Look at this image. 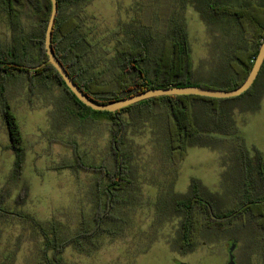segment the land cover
<instances>
[{
  "label": "rangeland",
  "instance_id": "374dc122",
  "mask_svg": "<svg viewBox=\"0 0 264 264\" xmlns=\"http://www.w3.org/2000/svg\"><path fill=\"white\" fill-rule=\"evenodd\" d=\"M215 1L239 6L242 0ZM247 1L264 15V0ZM81 5L91 40L99 48L96 70L103 69L113 55L114 37L122 36L137 15L156 26L160 18H166L165 12L182 21L198 74L217 61L220 68L231 44L240 38L238 27L223 26L226 18L210 26L195 5L184 0H86ZM23 22L27 33L36 27L32 19L23 17ZM10 34L0 13L1 45L10 43ZM257 97L251 100L250 111L239 106L232 109L235 125L227 131H200L202 139L216 138V147L189 145L186 156L177 161L166 139V108L146 102L150 107L142 108L143 112L123 113L128 123L124 147L133 180L122 192L127 202L115 207V220L105 222L112 233L99 234L94 244L66 247L61 264H227L228 247L234 240L238 242L236 264H262L264 229L259 217L246 211L228 230L204 231L195 249L186 252L178 246L182 216L175 208L176 199L189 192L193 179L222 208L236 207L239 200L248 198L239 187L243 171L237 155L246 152L251 157L255 149L264 154V92ZM5 101L21 131L25 158L20 172L15 170L16 157L1 111ZM74 105L57 83L32 89L24 73L5 80V92L0 93V264H46L53 254L48 240L60 242L94 223L106 178L99 169L79 166L77 160L115 168L111 124L99 113L90 112L86 119L71 115ZM25 186L27 196L19 200Z\"/></svg>",
  "mask_w": 264,
  "mask_h": 264
},
{
  "label": "trees",
  "instance_id": "16d2710c",
  "mask_svg": "<svg viewBox=\"0 0 264 264\" xmlns=\"http://www.w3.org/2000/svg\"><path fill=\"white\" fill-rule=\"evenodd\" d=\"M85 1L58 0L51 44L56 57L71 78L98 104L110 103L152 88L190 85L225 90L238 88L252 69L264 40V15L253 9L247 0H242L239 6L215 0H184V3L195 5L210 26H216L219 20L226 18L223 26L227 30L239 28L240 38L231 44L232 50L226 52V60L220 63V68L217 61L216 64L211 63L206 73L198 74L186 25L180 20L175 21L171 12H165L166 18L162 19L159 17L160 12L157 16L160 23L157 26L153 21L145 22L140 15L134 17L124 34L114 37L116 42L113 55L106 60L104 68L96 70L100 53L98 45L91 40L90 30L80 11ZM51 10V0H0V13L5 16L11 32L10 43L0 44V93L5 92L6 78L18 73L29 77L32 89L51 83L62 85L75 102L70 110L71 115L86 119L90 112H94L102 114L110 122L111 151L115 163V168L110 170L105 165L96 167L82 163L80 158L77 160L79 166L99 169L104 173L101 176L106 181L100 189L104 200L98 204L91 227L86 225L78 233L60 242L56 238L54 241L48 240L47 245L52 247L53 254L47 258L46 264H61L66 247L94 244L99 234L112 233L105 222L108 219L115 220V207L127 202L122 192L133 180L124 147L128 123L123 113L143 112L142 108L150 107L146 102L158 104L161 109L166 108V139L170 149L175 150L172 153L175 161L186 156L189 145L216 147L217 139L213 136L202 139L200 131H227L228 126L235 125L232 117L235 106H239L241 111L254 108L250 105L251 100L256 96L261 97L264 92V62L253 85L240 96L213 98L168 95L143 100L115 112L97 111L75 97L58 70L48 61L45 31ZM23 17L36 23L35 29L29 33L25 31ZM119 32L120 29L116 31ZM107 73H110V77L106 79ZM1 111L11 136L10 146L16 157L15 170L20 172L25 158L21 131L6 101L2 102ZM236 133L234 127V135ZM235 137L244 143L241 137ZM237 161L243 171L239 187L244 196H248L246 200H239L238 206L222 208L216 197L203 191L198 179L192 180L188 193L176 199V211L182 216L178 238L180 249L193 251L201 233L228 230L234 220L246 211L254 218L259 217L260 227L264 229V154L255 149L251 157L246 152L237 155ZM26 196L25 186L19 200Z\"/></svg>",
  "mask_w": 264,
  "mask_h": 264
},
{
  "label": "water",
  "instance_id": "95a60500",
  "mask_svg": "<svg viewBox=\"0 0 264 264\" xmlns=\"http://www.w3.org/2000/svg\"><path fill=\"white\" fill-rule=\"evenodd\" d=\"M51 2H52V10L45 31V48L48 55V61L52 63L54 67L58 70L65 85L75 95V97L80 102H82L86 106H89L93 110L115 112L119 109L125 108L127 106H130L132 104L138 103L143 100H147L159 96H168V95H199V96H206L213 98H230V97L240 96L253 85L264 62V40H263L260 45L252 69L250 70L245 81L238 88L225 90V89H215L211 87L196 86V85L183 86V87L170 86L167 88H163V87L152 88L144 92H140L132 96L122 98L110 103L98 104L94 102L91 98H89L84 93V91L78 86V84H76V82L71 78L68 71L65 69V67L62 65V63L54 53L51 40H52L53 27L58 12V0H51ZM237 244H238L237 240H234L233 242L230 243L228 247L229 259L227 264H236L234 251L237 247Z\"/></svg>",
  "mask_w": 264,
  "mask_h": 264
}]
</instances>
